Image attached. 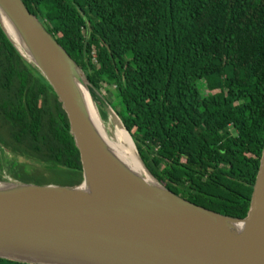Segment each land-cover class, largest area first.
Masks as SVG:
<instances>
[{
    "label": "trees",
    "instance_id": "trees-1",
    "mask_svg": "<svg viewBox=\"0 0 264 264\" xmlns=\"http://www.w3.org/2000/svg\"><path fill=\"white\" fill-rule=\"evenodd\" d=\"M20 1L94 89L113 88L110 108L153 179L245 217L264 145V0ZM0 147V180L38 184L39 167L60 175L52 184L81 181L60 103L1 30Z\"/></svg>",
    "mask_w": 264,
    "mask_h": 264
},
{
    "label": "water",
    "instance_id": "water-1",
    "mask_svg": "<svg viewBox=\"0 0 264 264\" xmlns=\"http://www.w3.org/2000/svg\"><path fill=\"white\" fill-rule=\"evenodd\" d=\"M2 22L16 34L24 54ZM0 30L56 96L81 168V181L74 186L0 180L10 187H0V259L22 264H264V145L244 218L196 206L151 176L157 187L120 165L91 103L98 98L96 89L20 0H0ZM82 185L88 189L70 192ZM228 223H241V230L229 231Z\"/></svg>",
    "mask_w": 264,
    "mask_h": 264
},
{
    "label": "bare ground",
    "instance_id": "bare-ground-1",
    "mask_svg": "<svg viewBox=\"0 0 264 264\" xmlns=\"http://www.w3.org/2000/svg\"><path fill=\"white\" fill-rule=\"evenodd\" d=\"M2 25L4 26L7 35L14 42L17 49H19V51L23 53L20 49V46L18 43L19 41H18L16 34L12 33L11 30H9L8 27L5 26L3 22H2ZM90 117H91V114H90ZM113 137L115 141L114 140L107 141L109 143L107 145L109 149L111 150L112 154L114 155V157L116 158V160L120 163V165L132 175H135L136 177L140 178L144 183L157 187L154 180L150 177V175L143 169L141 164L138 162V159L132 150L130 139L128 138V136L122 130L121 127L118 128L115 126ZM0 187L10 188L8 185H0ZM87 189H88L87 185H82L80 188L71 190L70 192L75 193L77 191H85ZM227 228L229 231L233 233H238L241 230V223H228Z\"/></svg>",
    "mask_w": 264,
    "mask_h": 264
},
{
    "label": "rangeland",
    "instance_id": "rangeland-1",
    "mask_svg": "<svg viewBox=\"0 0 264 264\" xmlns=\"http://www.w3.org/2000/svg\"><path fill=\"white\" fill-rule=\"evenodd\" d=\"M112 89L113 88L108 89V87L105 88L104 85H100V88L96 90L97 94H98L97 95L98 98H96L95 100H93V99L91 100V103H92L95 111L97 112V114L100 115L101 119L99 122H100V125L102 126V130L104 131L108 141H112V140L115 141V139L113 137L115 126L118 128H120V127L122 128V125L120 123L119 118L116 115L114 116L115 112H113L114 113L113 114L112 112H110L106 109H103V108H107L106 105H109L110 107L114 106V108L116 106L119 107L118 103L112 98V95H111ZM102 106H103V108H102ZM102 113H103V115H102ZM122 130L124 131L123 128H122ZM126 135L128 136V138H130L128 133H126ZM154 143L155 142L153 141L152 144H154ZM131 147H132V150H133L135 156L137 157L138 161H140L132 142H131ZM18 159H21V158H18ZM141 166H142V164H141ZM143 169H144V167H143ZM33 171H34L35 175H38L40 173L43 175V176H35L34 175V179H36L37 181L40 182L38 184H52V183H54V181L56 182V180H59L61 178L60 175L48 173L47 171H43V170L39 169V167H36L35 169H33ZM7 177H9L8 174H7ZM157 184L164 187L161 182H157Z\"/></svg>",
    "mask_w": 264,
    "mask_h": 264
},
{
    "label": "crops",
    "instance_id": "crops-1",
    "mask_svg": "<svg viewBox=\"0 0 264 264\" xmlns=\"http://www.w3.org/2000/svg\"><path fill=\"white\" fill-rule=\"evenodd\" d=\"M3 158L4 159L7 158V154H6V151L0 147V177L1 178L6 177V170H5V165H3L4 163Z\"/></svg>",
    "mask_w": 264,
    "mask_h": 264
}]
</instances>
